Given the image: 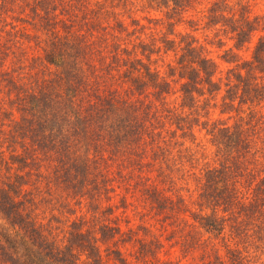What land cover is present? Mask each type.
<instances>
[{
    "label": "trees",
    "instance_id": "1",
    "mask_svg": "<svg viewBox=\"0 0 264 264\" xmlns=\"http://www.w3.org/2000/svg\"><path fill=\"white\" fill-rule=\"evenodd\" d=\"M145 1L177 20L179 10L191 0ZM107 6L111 5L105 0H0V38L7 34L11 40L5 42L22 45L26 66L14 79L19 63L8 64L0 50V87L11 108L3 139L10 152L8 163L0 148V264H110L103 260L99 243L117 228L92 219L111 210L98 204L107 180L97 164L121 157L137 168L142 147L148 148L143 152L148 158L155 154L147 113L153 106L152 111L157 109L169 83L149 67L144 50L136 52L134 47L132 53L122 45L120 33L108 35L114 25L106 22ZM222 7L211 4L208 22L227 29L234 48L248 42L255 31L262 33L256 34L249 57L234 63L221 83V112L239 104L245 113L231 124L212 122L207 128L216 161L201 174L197 200L205 210L191 211L190 217L206 239L222 240L223 252L220 255L212 244L206 261L195 264H264V169L257 161L253 169L249 140L251 127L260 124L254 106L264 103V29L257 30L263 23L250 19L241 6L234 16H224ZM119 26L124 25L117 21L114 27ZM181 38L174 79L184 110L173 117L172 131L183 132L180 123L196 121L197 104L218 84L212 79L213 62ZM29 58L38 64L26 65ZM41 157L47 161L42 169ZM158 174L163 182L164 174ZM40 178L47 182L44 189L59 187L60 194L97 204L91 216L93 232L71 220L58 243L35 223L29 207L34 198L23 187L33 181L34 190ZM149 192L159 201L157 191ZM110 251L115 264H125L116 249Z\"/></svg>",
    "mask_w": 264,
    "mask_h": 264
},
{
    "label": "rangeland",
    "instance_id": "2",
    "mask_svg": "<svg viewBox=\"0 0 264 264\" xmlns=\"http://www.w3.org/2000/svg\"><path fill=\"white\" fill-rule=\"evenodd\" d=\"M108 1L105 0V5H111L106 8L109 12L106 16L108 27L117 25V21L124 25L117 28L113 26L107 30L108 35L120 33V38L124 41L122 45L127 49L133 51L136 47V52L144 50L149 55L146 59L149 67L161 80L168 81L169 86L161 96L157 109L152 111L153 106L147 113L148 127L153 129L154 134V139L149 140V143L154 144L155 154L148 158L143 154L144 151L148 153V148L142 147L139 153L142 164L135 166L137 168H133L121 157L112 162L100 160L97 164V169L102 171L101 175L107 180V190L97 198L98 204L109 206L111 210L103 216H93L92 219L97 218L117 228L114 235L99 243L102 258L115 264L110 250L116 249L125 264H195L206 261L214 244L221 255L223 251L219 244L222 240L206 239L207 234L191 219L190 212L202 213L205 210V207L199 208L197 200L201 174L205 167L216 161L207 128L212 122L231 124L239 113L242 115L241 112L245 111L244 105L234 102L232 106L237 104L235 109L226 106L225 111L221 112V83L231 74L229 69L234 70V63L249 57L256 34L262 32L255 31L248 42L234 48L230 39L232 35L228 34L227 29L222 30L219 24L210 25L207 12L213 2L223 4L221 10L224 9V16L229 13L234 16L236 12L239 13L237 7L241 6L250 19L263 23L256 26L261 31L264 29V0H191L179 10L177 20L150 7L145 0ZM181 36L182 40L199 47L201 54L213 62L212 79L218 84L216 90L201 97L202 101H199L195 111L197 118L194 115L196 121H191L189 125L186 124L188 122L180 123L181 128L182 125L185 126L183 132L179 129L172 131L173 117L176 118L175 115L184 110L179 105L178 83L174 79V60L181 45ZM7 37L4 34L0 38V50L4 52L8 64L19 63L17 71L12 73L14 79L18 80L26 71L21 55L22 45L11 46L9 41L5 42L11 40ZM116 41L119 44V40ZM227 49L228 52H225ZM29 55H33V52ZM233 59L236 62H232ZM33 63L38 64V60H26V65ZM10 110L0 87V148L6 163L10 152L5 148L3 139L10 125L7 118ZM254 110L261 116L260 124L251 127L250 154L255 159L252 167L255 169L257 161L259 167L264 169V103L255 105ZM12 146L14 147L13 144ZM45 162L47 161L41 157V169L43 165L46 166ZM158 171L165 176L163 182L157 177L160 175H156ZM38 183L34 184V190H31L33 185L29 183L23 188L24 192L27 191V196L33 195L34 203L29 207L35 223L48 235L62 243L71 220L79 221L82 227L93 232L91 216L97 209L96 203H87L85 199L66 192L60 194L59 187L53 189V186L48 185L50 188L44 189L43 185L47 182L42 178ZM152 190L157 191L159 201L154 200L155 195L149 192ZM261 259H264V255Z\"/></svg>",
    "mask_w": 264,
    "mask_h": 264
}]
</instances>
